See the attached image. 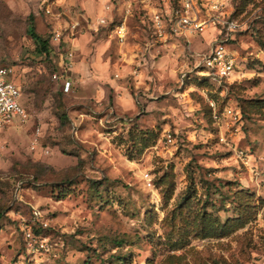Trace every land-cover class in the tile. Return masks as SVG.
<instances>
[{"label":"rangeland","instance_id":"obj_1","mask_svg":"<svg viewBox=\"0 0 264 264\" xmlns=\"http://www.w3.org/2000/svg\"><path fill=\"white\" fill-rule=\"evenodd\" d=\"M227 3L236 65L219 85L186 50L147 48L135 14L124 45L106 27L70 35L67 23L98 14L100 0H0V63L28 112L3 131L0 264H264V0ZM30 13L43 37L62 31L46 54ZM213 32L191 46L205 50ZM96 53L100 64H84ZM206 97L241 111L231 147Z\"/></svg>","mask_w":264,"mask_h":264},{"label":"built area","instance_id":"obj_2","mask_svg":"<svg viewBox=\"0 0 264 264\" xmlns=\"http://www.w3.org/2000/svg\"><path fill=\"white\" fill-rule=\"evenodd\" d=\"M227 5V0H100L98 14L87 16L79 14L67 23L65 29L73 36L82 29L96 31L100 27H106L115 41L119 45H124L130 35V19L135 14L142 24L139 33L144 35L143 31L147 32V48L152 44L151 41H159L166 48L186 50L192 58L191 63L187 65H191L194 73L220 85L228 81L236 65L235 54L228 44L239 24L231 16ZM51 6L46 4L45 12L54 15ZM116 9L119 11L118 14L114 12ZM209 27H212L214 32L205 50L193 48L190 37ZM61 36V29L54 27L52 40L57 42ZM67 55L71 58L73 51L69 50ZM11 72L10 66L0 63V156L3 131L13 122L24 121L28 116L26 108L21 103V90L11 79ZM51 76L56 79L60 75L53 72ZM181 78L183 79V74ZM63 83V89L68 90L70 81L65 80ZM206 100L215 124L219 128L224 126V133L228 132L229 138L225 137L223 130L220 129V139L231 147L233 131L239 128L241 111L231 104H225L220 109L212 99L206 97ZM162 136L165 143L174 142V132L169 128L163 130ZM143 179L148 186L152 185L149 171L143 173ZM34 214L39 215V211L35 210ZM25 234L31 235L29 228L25 230Z\"/></svg>","mask_w":264,"mask_h":264},{"label":"trees","instance_id":"obj_3","mask_svg":"<svg viewBox=\"0 0 264 264\" xmlns=\"http://www.w3.org/2000/svg\"><path fill=\"white\" fill-rule=\"evenodd\" d=\"M27 32L35 41L34 50L36 53H38V54L45 53L46 54L47 52L50 51L49 45H50V41H52V38L50 37L48 39V38L43 37L42 35H40L39 33L36 32L35 27H34V23H33V16L31 13L28 14ZM21 103H22V101H21ZM22 105H23V103H22Z\"/></svg>","mask_w":264,"mask_h":264},{"label":"crops","instance_id":"obj_4","mask_svg":"<svg viewBox=\"0 0 264 264\" xmlns=\"http://www.w3.org/2000/svg\"><path fill=\"white\" fill-rule=\"evenodd\" d=\"M90 15V14H89ZM137 19H138V17H136ZM138 21H139V19H138ZM140 22V21H139ZM85 33V35H87V38H90L91 39V41H93V40H95L94 42H96L97 43V41L98 42H100L101 41V39L102 38H98V33H92V32H89V31H87V32H84ZM74 39V38H73ZM76 39V38H75ZM74 39V40H75ZM73 40V41H74ZM97 40V41H96ZM77 45H76V48H80L81 46H80V43L78 42V40H77ZM105 47V46H104ZM102 49V48H101ZM83 50L85 51V53L86 54H90V52H92V49H91V46H88L87 45V48H83ZM98 50H100V48H98ZM98 54L96 53V55H94V54H91V57L89 58V59H86L85 61H83L84 62V64H89V66H94V67H96L97 66V64H100V62H99V59H98ZM88 61V62H87ZM81 63L82 62H80V61H78L77 63H74L75 65H73L76 69H78V68H80V66H81ZM95 71H98V70H95Z\"/></svg>","mask_w":264,"mask_h":264}]
</instances>
